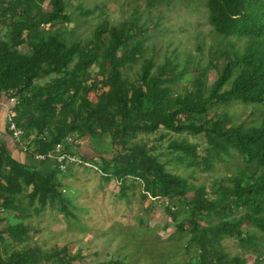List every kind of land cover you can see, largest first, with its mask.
<instances>
[{
    "label": "trees",
    "instance_id": "1",
    "mask_svg": "<svg viewBox=\"0 0 264 264\" xmlns=\"http://www.w3.org/2000/svg\"><path fill=\"white\" fill-rule=\"evenodd\" d=\"M37 1L0 0V24L8 29V39L0 38V91L14 90L18 96L14 119L27 141L22 152L34 160L35 154L51 152L68 136L88 137L79 156L100 162L101 176L120 186L121 198L136 182L143 198L167 201L165 210L177 230L190 234L186 247H193V255L187 264H264V0H205L214 31L242 39L243 47L223 48L224 62L215 80L206 86L205 72L200 71L194 89L182 94H174L171 84L184 71H177L168 58L161 64L143 58L134 80L122 73L141 54L137 18L102 22L90 39L70 41L59 27H45L70 21V0H49L51 10L35 13ZM100 87L106 89L91 101L89 93ZM232 101L260 111L258 122L247 126L233 123L224 113L210 116L214 106ZM160 128L204 136L202 154L197 143L186 138L168 141L166 154L186 167L207 170L235 151L248 170L209 187H194L167 170L168 161L159 159L156 147L138 141L139 134ZM102 136L110 139L111 156L89 150V143L97 148ZM63 174L50 160L26 165L0 144V208L16 219L0 230V264H73L80 259L67 246L44 250L26 244L30 229L24 220L30 207L38 214L56 205L71 215L58 189ZM206 219L213 222L201 224ZM225 237L235 239L253 259L228 256L221 245ZM7 239L23 248L7 254Z\"/></svg>",
    "mask_w": 264,
    "mask_h": 264
},
{
    "label": "rangeland",
    "instance_id": "2",
    "mask_svg": "<svg viewBox=\"0 0 264 264\" xmlns=\"http://www.w3.org/2000/svg\"><path fill=\"white\" fill-rule=\"evenodd\" d=\"M37 3L38 8L33 9L35 13L51 10L49 0ZM88 10L92 12L86 14ZM66 13L70 17L69 22L45 27H59L63 36L70 41L90 39L94 29L102 22L118 24L137 18L140 29L137 37L142 41L141 54L134 62L127 63L122 73L134 80L143 58H152L157 64L168 58L177 64V71H184L181 78L171 84L174 94L194 89L193 80L203 70L205 85L209 86L223 65L224 58L220 56L222 49L229 44L236 50L243 47L242 39L227 38L214 31L208 22L205 0H70ZM0 38L8 39V29L1 24ZM20 48L27 50V46ZM91 70L95 73L97 67L92 66ZM105 89L100 87L90 92L88 96L91 101H95L96 95ZM13 109L15 111V106ZM222 113L228 115L233 123L243 122L247 126L256 124L260 116V111H255L252 105L239 101L214 106L210 116ZM160 136L163 138L158 141ZM172 138H186L191 143H197L201 154L206 147L204 136L187 132L175 134L161 128L153 133L139 134L137 139L147 147H156L160 153L159 159L168 161L167 170L187 178L194 187H209L215 180L233 176L238 170H248L235 151L207 170L186 167L172 160V155L166 154L168 141ZM72 142L68 146L64 145V148L73 150L80 157V145L90 140L88 137L73 138ZM96 144L97 148H93L89 143L91 153L111 156L114 151L108 136H102ZM19 149L23 151L20 146ZM96 166L99 168L100 162L90 167L72 165L62 176H58V189L67 200L70 216H66L56 205H47L38 214L30 207V216L24 220L30 229L26 244L40 246L44 250L67 246L71 253L80 256L73 264H187L193 255V247H186L190 234L177 230L165 210L167 201L162 198H143L141 186L136 182L127 190V195L121 198L118 195L120 186L114 180L106 182ZM207 196L211 197V194ZM0 219V230L16 220L11 214L3 213ZM212 222L206 219L201 224ZM241 229H245V226ZM221 245L228 256L236 254L249 262L253 259V254L243 250L233 238L225 237ZM21 248L23 244L6 240L7 254Z\"/></svg>",
    "mask_w": 264,
    "mask_h": 264
},
{
    "label": "built area",
    "instance_id": "3",
    "mask_svg": "<svg viewBox=\"0 0 264 264\" xmlns=\"http://www.w3.org/2000/svg\"><path fill=\"white\" fill-rule=\"evenodd\" d=\"M4 101L8 105H10V109H8L6 113V126L7 130L10 132L13 139H15L18 146L23 151H26V144L23 136V130L16 124L15 122V111L13 109L14 106L18 103V96L14 90H8L7 92L0 91V102ZM76 139L75 136H68L64 141L57 143L54 146V149L47 154H36L34 157L39 161H52L53 165H55L60 172H65L72 165H85L92 166V163H89L80 157H78L73 150L68 151L64 148L69 144H72V140ZM97 168V167H96ZM4 214V210L0 208V214Z\"/></svg>",
    "mask_w": 264,
    "mask_h": 264
},
{
    "label": "crops",
    "instance_id": "4",
    "mask_svg": "<svg viewBox=\"0 0 264 264\" xmlns=\"http://www.w3.org/2000/svg\"><path fill=\"white\" fill-rule=\"evenodd\" d=\"M10 108V105L5 103L4 101L0 102V144L5 146L8 153L19 157V161L24 162L26 165H40L41 162L31 160L26 153L24 154L19 146L14 142L10 132L7 130L6 126V113L7 109ZM19 151V152H18ZM22 152V153H20Z\"/></svg>",
    "mask_w": 264,
    "mask_h": 264
}]
</instances>
